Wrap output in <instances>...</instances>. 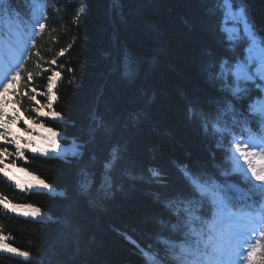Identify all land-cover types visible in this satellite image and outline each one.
Segmentation results:
<instances>
[{"label": "trees", "instance_id": "16d2710c", "mask_svg": "<svg viewBox=\"0 0 264 264\" xmlns=\"http://www.w3.org/2000/svg\"><path fill=\"white\" fill-rule=\"evenodd\" d=\"M3 7L10 9L0 12V37L7 42L16 34L17 17L27 16L33 4L13 0ZM211 7L212 0H50L48 27L35 38V48L29 45L33 56L22 76L40 72L38 61L61 72L54 110L62 119H42L63 137L59 142L74 141L81 152L68 157L26 152L27 161H17L16 168H26L51 191L43 186L21 191L0 176V195L43 212L27 219L0 206V234L10 246L31 253L29 259L0 251V264H145L140 248L162 249L158 235L167 236L165 226L177 222L162 201L189 192L177 165L205 170L221 182L238 179L221 175L230 169L224 149L189 114L193 107L214 109L221 97L204 70L223 52L219 15H210ZM248 7L264 29V0H248ZM61 49L64 55L56 57ZM126 54L139 62L135 78L124 74ZM54 57L57 65L48 64ZM50 74L43 72L32 84L43 89ZM0 99L14 97L10 92ZM19 115L29 121L34 113L22 107ZM24 126L21 122L19 129ZM113 145L122 147V167L131 176L105 175ZM154 168L159 177L151 175ZM82 169L91 173L87 195L79 191Z\"/></svg>", "mask_w": 264, "mask_h": 264}, {"label": "snow or ice", "instance_id": "6c2138e0", "mask_svg": "<svg viewBox=\"0 0 264 264\" xmlns=\"http://www.w3.org/2000/svg\"><path fill=\"white\" fill-rule=\"evenodd\" d=\"M49 2L32 0L30 13L17 17L14 38L5 42L0 37V98L10 92L14 97L11 101L0 99V176L21 191H30L36 185L29 182L25 187L10 174L17 161H27L26 152L47 156L48 148L41 145H48L59 155V139L63 138L54 128L46 127L42 119H62L54 110L57 100L54 89L58 79H62L61 72L51 67L43 68L38 61L36 67L40 72L27 71L22 76L25 57L31 60L33 56L29 45L35 48V38L43 35L48 27ZM12 3L13 0H0V12L10 13V9L3 6ZM209 14L219 15L217 31L223 52L210 60L204 70L221 97L214 109L193 107L189 114L206 134L217 139V147L224 149L230 169L221 175L238 179L231 183L221 182L205 170L187 164L177 165L189 192L179 200L162 201L164 209L174 215L177 222L165 226L167 236L158 235L162 249L152 245L140 248L145 264H264V29L252 18L248 0H212ZM64 52L65 49H61L56 57L63 56ZM35 56L43 60L39 51ZM56 57L47 63L57 65ZM138 70V60L126 54L124 74L135 78ZM43 72L51 74L46 77V87L41 89L32 81ZM253 89L257 90L255 97ZM38 97L44 98L46 103H41ZM25 99L29 107H24ZM7 103L17 106L14 114L5 110ZM22 107L25 112L34 113L28 117L32 124L22 121L19 115ZM21 122L25 125L21 129L23 136L13 130ZM253 123L257 130H253ZM105 159L106 176L114 177L121 171L131 176V169L122 167L124 151L120 145H113ZM20 170L27 171L23 167ZM149 171L153 177L161 175L159 169ZM81 175L79 191L87 195L91 173L82 169ZM36 182L52 190V186L39 177ZM9 204L8 197L0 195V206L5 211L16 213L20 208L23 216H36L39 212L30 204H12L10 209ZM7 239L0 234V251L31 258L30 252L10 246Z\"/></svg>", "mask_w": 264, "mask_h": 264}, {"label": "rangeland", "instance_id": "374dc122", "mask_svg": "<svg viewBox=\"0 0 264 264\" xmlns=\"http://www.w3.org/2000/svg\"><path fill=\"white\" fill-rule=\"evenodd\" d=\"M14 108H15V106L11 104V105H9L7 107V110H8V112H11L12 114H14L13 113V109ZM27 122L29 124H32V120H29ZM19 124L15 125L13 130L16 131L18 135L23 136L24 132H22L19 129ZM33 135H35V133ZM59 143H60V146H61V151L59 152L60 156H64V157H68L69 155L75 156V155H79L80 152H81V148L78 147V144L76 142H74V141L73 142H59ZM48 150H51L52 153L54 152L49 146H48ZM54 153H56V152H54ZM77 153H79V154H77ZM10 174L15 175L19 179L20 183L25 185V187H27V184L29 182H31L34 185H36V186L33 187L35 189L40 187L30 174H28L25 171H21L20 169H18L16 167L11 169V173ZM21 181H25L27 184H24ZM13 255H15V254H13Z\"/></svg>", "mask_w": 264, "mask_h": 264}, {"label": "bare ground", "instance_id": "6f19581e", "mask_svg": "<svg viewBox=\"0 0 264 264\" xmlns=\"http://www.w3.org/2000/svg\"><path fill=\"white\" fill-rule=\"evenodd\" d=\"M254 91H255V93H254ZM256 95H257V90L256 89H253L252 96L255 97ZM252 127H253V130H257V126H256L255 123H253ZM53 154H56V153H54V152L52 153L51 150H48V155L47 156H51ZM223 159H224V157H223ZM21 182L24 183V184H27L25 181H21Z\"/></svg>", "mask_w": 264, "mask_h": 264}]
</instances>
